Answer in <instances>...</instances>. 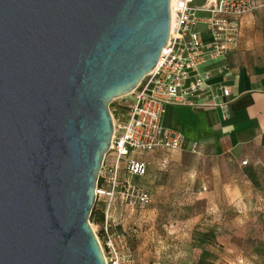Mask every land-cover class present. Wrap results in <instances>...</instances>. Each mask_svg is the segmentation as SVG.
<instances>
[{"label":"water","instance_id":"obj_1","mask_svg":"<svg viewBox=\"0 0 264 264\" xmlns=\"http://www.w3.org/2000/svg\"><path fill=\"white\" fill-rule=\"evenodd\" d=\"M170 20V0H0V264H105L90 216L109 106Z\"/></svg>","mask_w":264,"mask_h":264},{"label":"rangeland","instance_id":"obj_2","mask_svg":"<svg viewBox=\"0 0 264 264\" xmlns=\"http://www.w3.org/2000/svg\"><path fill=\"white\" fill-rule=\"evenodd\" d=\"M131 104L130 96L114 100L112 118L123 121ZM154 162L161 168L155 164L145 218L128 220L136 226L126 229L135 264H264V135L239 152L217 155L193 145ZM144 178L124 177L150 191ZM94 208L102 212L103 201ZM90 224L102 242V224Z\"/></svg>","mask_w":264,"mask_h":264},{"label":"built area","instance_id":"obj_3","mask_svg":"<svg viewBox=\"0 0 264 264\" xmlns=\"http://www.w3.org/2000/svg\"><path fill=\"white\" fill-rule=\"evenodd\" d=\"M193 2L170 0L169 39L158 63L129 95L132 104L125 119L112 118L113 135L96 188V199L104 203L102 242L97 239L105 264H135L126 231L111 233L119 226L112 218L114 209L141 212L151 203L147 191L124 177H144L147 155L180 151L186 146L181 133L162 126L165 108L218 109L223 120L231 117V86L212 82L215 73L203 68L236 50L240 20L259 8L258 1L216 0L200 9ZM200 27L205 28L207 38Z\"/></svg>","mask_w":264,"mask_h":264},{"label":"crops","instance_id":"obj_4","mask_svg":"<svg viewBox=\"0 0 264 264\" xmlns=\"http://www.w3.org/2000/svg\"><path fill=\"white\" fill-rule=\"evenodd\" d=\"M257 1L259 8L240 20L236 50L203 68L215 73L212 82L231 86V117L223 120L218 109H191L182 106L165 108L162 126L181 133L186 146L201 145L207 151L214 150L217 155H223L252 146L264 135V0ZM215 2L216 0H194V7L200 9ZM199 30L207 38L205 28L200 27ZM220 69L223 71L218 72ZM163 153L158 151L145 157L147 172L144 176V188H150L154 183L157 168L155 164L161 168V164L155 163L154 159ZM152 188L147 192L153 193L155 187ZM144 216L142 212H128L119 207L112 212L115 223H118L120 230L125 231L132 230L129 223L136 226L131 222L134 220L139 223L140 217L145 218ZM130 219L131 222L128 221ZM147 220L146 218L145 221L148 222ZM140 233L136 231L137 235Z\"/></svg>","mask_w":264,"mask_h":264},{"label":"trees","instance_id":"obj_5","mask_svg":"<svg viewBox=\"0 0 264 264\" xmlns=\"http://www.w3.org/2000/svg\"><path fill=\"white\" fill-rule=\"evenodd\" d=\"M90 222L92 223H97V224H102L103 223V214L102 212H98L93 209L91 216H90Z\"/></svg>","mask_w":264,"mask_h":264}]
</instances>
